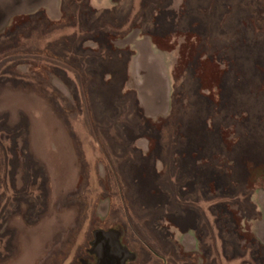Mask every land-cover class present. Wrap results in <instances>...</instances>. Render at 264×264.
I'll return each instance as SVG.
<instances>
[{
    "label": "rangeland",
    "instance_id": "rangeland-1",
    "mask_svg": "<svg viewBox=\"0 0 264 264\" xmlns=\"http://www.w3.org/2000/svg\"><path fill=\"white\" fill-rule=\"evenodd\" d=\"M26 2L0 24V264H98V232L123 264H264V0Z\"/></svg>",
    "mask_w": 264,
    "mask_h": 264
},
{
    "label": "water",
    "instance_id": "water-1",
    "mask_svg": "<svg viewBox=\"0 0 264 264\" xmlns=\"http://www.w3.org/2000/svg\"><path fill=\"white\" fill-rule=\"evenodd\" d=\"M26 1L30 2L33 0H0V24L15 13L14 8L18 6L17 4H25L27 3ZM94 251L99 254L98 264H123L122 255H110L106 244V235L100 232L95 236ZM111 256H114V258Z\"/></svg>",
    "mask_w": 264,
    "mask_h": 264
},
{
    "label": "flooded vegetation",
    "instance_id": "flooded-vegetation-1",
    "mask_svg": "<svg viewBox=\"0 0 264 264\" xmlns=\"http://www.w3.org/2000/svg\"><path fill=\"white\" fill-rule=\"evenodd\" d=\"M129 262H130V260H128V261L126 262V264H129Z\"/></svg>",
    "mask_w": 264,
    "mask_h": 264
}]
</instances>
